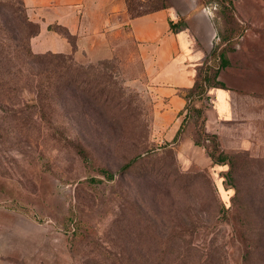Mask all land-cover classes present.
Returning a JSON list of instances; mask_svg holds the SVG:
<instances>
[{"label": "rangeland", "instance_id": "374dc122", "mask_svg": "<svg viewBox=\"0 0 264 264\" xmlns=\"http://www.w3.org/2000/svg\"><path fill=\"white\" fill-rule=\"evenodd\" d=\"M17 1L0 0L7 25ZM200 1L209 7L210 58L223 53L227 61L222 76L242 98L243 126L215 132L194 117L172 142L166 129L153 126L157 101L126 30L113 36L108 58L73 54L81 64L109 63L123 105L98 117L68 94L44 115L32 108L17 118L0 107V264H169L178 252H188L185 264L198 257L241 264L243 202H250L243 192H256L243 157L264 159V0ZM125 3L137 15L164 0ZM219 62L211 58L209 66ZM19 100L34 104L35 94L24 90ZM207 152L232 157L231 180L222 176L228 165L213 163ZM252 202L264 195L256 192Z\"/></svg>", "mask_w": 264, "mask_h": 264}, {"label": "crops", "instance_id": "0c3cea01", "mask_svg": "<svg viewBox=\"0 0 264 264\" xmlns=\"http://www.w3.org/2000/svg\"><path fill=\"white\" fill-rule=\"evenodd\" d=\"M22 1L28 19L38 25L37 34L30 38L34 53H72L89 61L108 58L113 36L126 30L139 47L142 74L151 82L157 101L153 126L174 136L188 101L186 92L194 85L198 67L209 60L213 30L200 0H165L164 5L137 16L130 15L125 0ZM181 19L183 25L172 31L169 20ZM57 28L65 29L74 44ZM223 68L216 76L223 87L207 86L205 96L194 100L195 105H205L203 125L215 132L221 126H243L237 125L243 122L242 98L225 83Z\"/></svg>", "mask_w": 264, "mask_h": 264}, {"label": "trees", "instance_id": "16d2710c", "mask_svg": "<svg viewBox=\"0 0 264 264\" xmlns=\"http://www.w3.org/2000/svg\"><path fill=\"white\" fill-rule=\"evenodd\" d=\"M9 7L12 8V23L7 25L4 18L3 20L0 18V107L8 109L15 117H17V113L22 114L24 109L31 110L32 108L34 112L39 111L41 115H44L45 107L50 109L56 103L55 99H63L68 94L79 99L88 108L93 109L98 117H105L108 109L112 106L123 105L120 103L116 86L112 81L109 71L111 67L108 62L81 64L74 60L72 53L51 51L34 53L30 47V38L37 34L38 25L28 19L22 0H18L16 5L10 4ZM168 23L170 29L175 32L183 25V20L177 22L169 20ZM57 30L65 35L71 44H74L73 37L65 29L57 28ZM222 56L223 53L211 56L213 61L220 59L216 68L214 65L209 66L210 54L209 60L198 67L194 85L186 92L188 101L184 111L181 112L183 117L179 128L172 137V142L176 143L182 139L185 123L187 126L191 125L194 117H197L199 126H203L205 105L202 103L195 105L194 100H200L203 97L207 86L223 87V84L216 80L220 69L227 63L224 58L222 59ZM24 90H29L35 94L34 104L28 105L23 102L19 106L21 102L19 95ZM195 143L197 142L195 141ZM79 153L84 154V149H79ZM207 153L213 163L228 165V169L222 176L224 179L226 177L231 180L236 171L232 157L226 159L224 156H218L216 158L212 153ZM140 155L138 152L121 168L127 169L132 166ZM243 159V165L253 175L254 189L264 195V159H252L247 156H244ZM108 176L111 177L112 174L110 173ZM258 182L261 184L257 185ZM230 187L234 189L233 200H236L240 190L234 184ZM256 192L253 190L250 194L243 192V198L244 196L248 197L250 202H243V224L240 223L239 232L244 243L241 264H264V202H252ZM232 203L235 212L240 213V203ZM177 239L175 237L174 240ZM174 240L168 238L165 241L174 245ZM186 253V256L183 254V258H188L189 254ZM181 256L182 252L173 254V258L168 260L169 264H185ZM206 256L209 257L208 253ZM193 264H211V261L207 258L198 257L194 259Z\"/></svg>", "mask_w": 264, "mask_h": 264}, {"label": "built area", "instance_id": "2783aa9c", "mask_svg": "<svg viewBox=\"0 0 264 264\" xmlns=\"http://www.w3.org/2000/svg\"><path fill=\"white\" fill-rule=\"evenodd\" d=\"M204 10H208L209 9V7H205V8H203Z\"/></svg>", "mask_w": 264, "mask_h": 264}]
</instances>
